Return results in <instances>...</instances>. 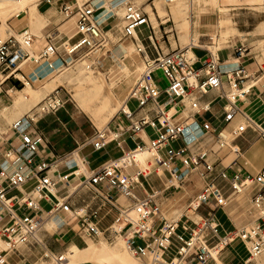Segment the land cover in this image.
I'll list each match as a JSON object with an SVG mask.
<instances>
[{"label":"built area","instance_id":"1","mask_svg":"<svg viewBox=\"0 0 264 264\" xmlns=\"http://www.w3.org/2000/svg\"><path fill=\"white\" fill-rule=\"evenodd\" d=\"M173 1L166 0L168 4ZM113 3L123 8L121 39L134 43L142 70L118 111L127 125L113 133L106 128L95 129L93 136L82 144L100 151L111 140L121 149L124 139H132L146 128L151 136L146 141L139 139L130 150H121L119 158L107 161L87 176L78 166L77 149L48 162L39 156L43 139L34 124L42 115L63 108L65 101L58 88L12 123L9 131L13 137L5 138L0 133V243L6 244L5 249L0 247V264H7V256L28 245L39 247L41 259L48 264H68L64 255L50 251L38 234L53 236L72 219L80 237H102L107 242L121 237L127 252L137 259H146L147 264H186L190 259L206 264L236 240L246 247L250 258L258 257L264 251V164L253 174L235 166L243 154L236 140L245 132L250 131L264 142V117L255 120L243 109L252 91L246 90L243 83L249 78L252 87L261 84L264 60L249 75L238 61L248 55L247 47L242 43L231 46L229 57L235 62L220 59L219 53L226 50L214 47V36L209 37L208 48L188 44L162 53L152 46L155 55L150 57L133 36L139 28L148 27L147 13L127 0ZM98 10L92 2L83 3L75 11L64 7L67 18L77 16L73 35L76 40L67 52L64 50L70 63L49 37L37 55L29 52L34 36L25 29L0 37V97L16 91L14 84L4 89L10 81L20 82L23 87L29 84L27 79L26 83L20 80L21 66L26 62L43 64L47 71H60L64 65L85 58L87 67L96 66L98 59L94 55L103 56L111 51V42L97 19ZM166 23L172 24L168 17ZM194 49L203 51V56L196 58ZM261 87L258 101L264 111V85ZM211 91L217 92L215 100L223 101V105L220 116L211 114L205 118L214 100L205 104L201 100ZM130 102L134 103L132 109L128 107ZM187 107L190 113L180 117ZM139 112L142 115L135 119ZM235 120L238 122L231 133L236 147H232L224 141L222 132ZM212 121L218 124L213 125ZM174 144L178 147L174 148ZM143 150L152 154L151 171L130 162L134 153ZM226 150L235 157L223 164ZM150 164L147 161V166ZM59 165L63 169L60 173L56 170ZM190 170L198 171L201 189L179 219L167 221L160 215L159 199L175 189L174 182L180 183ZM150 176H164L161 190L151 189L138 196ZM246 186L253 187L250 204L256 216L248 227L221 233L216 212L223 210L230 197ZM42 202L48 205L47 209L41 207ZM109 217V223L100 228ZM48 221L56 223L55 231L44 228ZM171 248L175 254L167 258Z\"/></svg>","mask_w":264,"mask_h":264},{"label":"crops","instance_id":"2","mask_svg":"<svg viewBox=\"0 0 264 264\" xmlns=\"http://www.w3.org/2000/svg\"><path fill=\"white\" fill-rule=\"evenodd\" d=\"M100 1H102V0H98L95 2H100ZM111 1L113 3L115 0H110L109 2H111ZM127 1L131 2V0H127ZM135 1L138 2L139 4H142V6H143V2L145 0H135ZM146 2H149V0H147ZM215 2L218 6H226V7L230 6L228 0H215ZM69 3H72V2L70 0H40L37 3V6H36L37 11L43 16V20H44V24L39 28L38 32L41 35V37L43 38L44 43H43V45H41V43H38L37 47H33L34 41H36V39L34 37L33 43L29 49V52L31 54L37 55L40 52V50L47 44L46 37L51 38V40L53 42L54 40H53V37H51V36L53 35L54 32H57V36L59 37L58 42H54V43L56 44V46H58V52L60 53V55L62 54V52H61L62 48L59 45V43H61V40H65L63 42L62 46L64 44L70 45L76 40V38L73 37V35H74V21L76 20L77 16L74 14V15H71L69 18H67L65 16L64 11H63L64 7H69L70 10H72V11L76 10V8H77L76 3L75 4L73 3L75 8H71L68 5ZM93 4H96V3H93ZM142 6H140L139 8H141L146 13H147L146 7H149L151 13H153L152 16L154 18V21L157 23H156V27H154L152 24V21L150 20V17L148 16V18H149L148 27H142V28H139L137 31H135V34H134L135 43L144 47L146 54L150 57L155 55V52H154L152 46H154L156 49L160 50V52H162V53H166L172 49L180 47L178 44V40L177 39L175 40V38H174V34L171 35L172 39H173V43H174L172 46V43L170 41V35H168V32L172 31L171 26H170L171 29L167 32L165 31V28H164V26L168 24V23L164 24V21H165L164 19H166V17H168L170 19V21L172 22V24H171L172 26L174 23L173 19H172V15L169 11V8L167 7V9H165L166 13L164 16L159 17L156 7H151V6L145 5L143 8ZM153 10H155V12ZM201 14H203V13H201ZM204 17H208V16H206V15L200 16L199 15L198 22L201 21V18H204ZM161 19L164 21H161ZM205 26L208 27V26H213V25H210L209 23H207ZM47 27H50L52 30H55V31L51 32V34H49L47 36H44L45 35L44 30ZM161 29H163V32H161ZM20 31H18V32H20ZM158 32L160 33L159 36H157ZM179 40H180V44H184L183 40H182V35H180ZM114 46L112 44H110V47L113 48ZM230 51H231L230 49L223 51V52H225V57L223 59L229 58V60L231 62L232 61L234 62V60H232V58L229 57ZM192 53L194 54V56L196 58H201L204 54L203 51L197 50V49H194V51ZM238 61L241 62L242 59H240ZM244 62H246V61H244ZM55 63H56V61H55ZM195 67L199 68V64H196ZM27 68H30L32 70V72L30 74L26 75L24 72V69H27ZM45 72H47V70L43 64L38 66L36 64L26 62L25 64H23L21 66V73H22L23 77L22 78L19 77V78L22 82H25L26 79L29 80V86H30V85H33L34 83L40 81V79L42 78V76ZM58 72H60V71H58ZM11 82H12L11 84H14L16 87H19L21 84L20 82H17V81H11ZM250 83H252V85H253L252 80H250L248 78L245 80L243 85L248 86ZM261 85H264V79L261 80V84H257L255 87L251 86L252 91H251V94L249 96V102L246 105H243L244 111L247 112L250 115V117H252L253 119L258 120V121L262 120L264 117V111L260 107L259 101H258V94L262 89ZM225 88H226V91H228L226 86H225ZM23 89H24V87L21 90H23ZM21 90H16V91H21ZM40 95H42V94H40ZM25 97H26V101L30 105L32 100H30V98H27L26 95H25ZM216 97H217V92L211 91L206 96H204L203 99L201 100L202 104H205L207 102L214 100L213 104L211 105L210 114L209 113L205 114L204 115L205 118H210L211 114H213L215 116H220L221 106L223 105V101L215 100ZM27 111H29V108ZM59 111H61V110H59ZM26 112L24 111L20 116L13 114L10 116L11 117L10 120L14 121V118L16 120V119L20 118L21 116H23V114H25ZM57 113L50 114V115H54L55 118L52 121L47 122L43 126V128H38V124L41 123L43 120H45L50 115L41 118L40 120H38L34 124V128H35L36 132H38L42 136V139H43L42 144L39 146V151H38L39 156L46 159L48 162L53 161L55 158L58 159L64 155H66L67 153L77 149L78 150L77 156L79 159L78 160V166L80 167V170L82 171L83 175L87 176L90 171L96 170L97 168H99L103 164H105L107 161L119 158L121 156V153H122L121 150H123V151L130 150L134 146L133 145L132 147H129L126 144L127 140H129V138L124 139V142L121 145V149H119L115 145V143L110 140L103 150L95 151L92 149V147L89 144H85V145L82 144L83 141L89 140L93 136L95 130H93V129L90 130L89 127H87L88 129L86 132L84 122L78 121L74 117V115L66 113L63 115V117L60 118L59 116H57ZM189 113H190V110L187 107L183 110L180 117H185ZM141 115H142V112L135 114V119H138ZM13 121H10V122L5 121V120L2 121L3 124L6 125L7 129L5 130V132L0 131V133L4 134L5 138H10V137H13V135H14V134H12L11 131H9L10 125ZM237 122H238V120H235L232 123L228 124L226 129L223 131V135L229 134V132H230L229 129H231L232 127L234 128V126L236 125ZM218 123H219V120H218ZM218 123L215 121H212L213 125H217ZM126 125L127 124L122 121L121 116L118 113H116L109 120V122L106 124L105 128L108 130V132L113 133L115 131L122 130ZM150 136H151V133L147 134L146 129H144V131L142 133L135 135L132 138V140L134 141V144H135V142H138L139 139L146 141L147 139L150 138ZM254 137L255 138L253 139V141H251L249 143V145H247L246 147L239 146L237 143V140H236V145L243 151V154H242V158L238 160V164H236L235 168L243 170L245 172L247 171L251 174L256 173V172H254V168L261 164V158L260 159L258 157L253 158V155H254L253 150L260 146L259 145V139H257L255 135H254ZM234 144H235L234 142L231 143L232 147H235ZM108 147H110V149H112V151L118 152V154L116 156H112L110 154L109 149H107ZM143 153H145V152L135 153L133 155L132 159H130V162L135 164L137 167H139L141 169L148 167L149 171H151L152 166H153L152 154L150 153V154L143 155V156L139 155V154H143ZM230 154H231V156H228V157H226V155H225V157L223 159V164L224 163L226 164V163L230 162L232 159H234L235 155L232 152ZM220 155L222 156V155H224V153L221 152ZM147 161H151V164L149 166H147ZM56 170L59 173L63 171V169L60 165L58 166V168ZM52 175L55 176V174H52ZM151 178H153V177L147 178V180H146L147 186H145L144 191H138V196H140V197L143 196L145 193H148L151 189L152 190H161L162 185H163L164 176H162V178H157V177L153 178V179H155V183L150 182ZM58 189L59 190L61 189L60 185H59ZM245 191L246 190H244L243 192H240L241 197L243 199L245 197L243 194ZM77 203H79V201ZM162 209L167 213V215L173 216V217L176 216L178 214V208L176 207V197L168 199L167 201H165L162 204ZM215 216H216L218 223L220 224V232L221 233H226V232H229V231L233 230L234 228H236L232 225L231 226L229 225V223H231V220L229 219L228 215L225 213L224 209L217 211ZM179 217L176 219H179ZM65 219H67V218H65ZM164 219H166V218H164ZM110 220H111V217L104 220V222L102 223L101 226L107 225ZM238 220H239V218H238ZM47 223H49V222H47ZM73 223H74V220L72 219V220H70V223H68V226H66V228H68L67 231L69 232L68 233L69 237L66 239L61 235V231L63 229H60L61 231L59 230L60 232L58 231L53 236H51L49 234H45L43 232H40L38 234V238L40 240H42L45 243L46 247L50 251H52L53 253L64 255L66 248H67V245H69L70 243L74 244L77 247H82L85 245V241H84L85 238L80 237L76 233V228L73 226ZM45 225H44V227H45ZM55 225H56V223H55ZM100 238L104 239L102 237H99V238L90 239V240H97ZM74 239L81 240V244L80 245L76 244L74 242ZM87 239H89V238H87ZM22 247L26 248L27 254H24L20 251L22 249ZM174 254H175V249L171 248L167 258H172L174 256ZM253 259L254 258H250V256L248 255L246 247L241 242L236 240V241L230 243L218 256H215L212 260H209L206 264H264V251L258 257H256L254 260ZM6 261H7V264H38L41 262L43 264H48V262L43 261L41 259V249L39 247L33 246V245L19 247L17 250V253L10 255V256H7ZM76 264H94V263L87 261V262H80V263H76ZM186 264H199V263L194 259H190V260H188V262Z\"/></svg>","mask_w":264,"mask_h":264},{"label":"rangeland","instance_id":"3","mask_svg":"<svg viewBox=\"0 0 264 264\" xmlns=\"http://www.w3.org/2000/svg\"><path fill=\"white\" fill-rule=\"evenodd\" d=\"M40 0H38L34 5H35V11H37V3ZM72 3H69L68 5L71 8H75L74 4L76 3V6L79 7L81 4H83L84 2H93L96 3L99 10L96 12L97 15V19L99 20V23L102 27L103 32L107 35L109 41L111 42V44L114 46L116 44H125V45H134V43L132 44L131 41L129 40H123L121 39V22H120V18H121V9L120 12L118 14H115L113 11H109V9L107 8L108 6V2L110 0H102L100 2H95V0H70ZM147 0H145L143 2V6L142 4H139L138 2H136L135 0H131L132 4H134L137 7L142 6L144 8L145 5L151 6V7H155L156 3H159L160 5H162V10H163V14L160 15V13L158 12L159 17H162L165 15L166 11L165 9H167V7L169 8V11L172 15V12L170 10V6L169 4H166L165 1L163 0H159V1H155V0H149V2H146ZM74 3V4H73ZM151 4V5H150ZM202 9H204V11L206 13L200 14V16L202 15H206L208 17H204L201 18V21H199V24H201L198 28H195L194 31H196L198 33V38H197V42L199 46L203 47V48H208L210 45V41H209V37H215L214 41H215V48H219V49H231V46L234 44H238V43H242L244 44L245 47H247V53L248 55L245 58H242V63L243 65L246 67L247 70V74L252 75L253 72H255V70L257 69V65L262 63L264 60V57H261V48L264 47V27L260 28L259 24L261 21H264V10L258 9V6H241L240 8H242V10L238 11V12H234L236 14L231 15L230 18H232V23H231V27L232 32L231 35L230 33L228 34H220L219 30L215 27H206L205 25L207 23H209L210 25H216L217 23V18H219L218 15V11H217V4L215 3V7L212 8V12L209 13L210 11V7L207 5H202L201 6ZM105 10V11H104ZM145 10V9H144ZM146 11V10H145ZM155 12V10H153ZM215 11V12H214ZM39 13V12H38ZM59 13V12H58ZM168 13V12H167ZM217 13V14H216ZM40 14V13H39ZM115 14V15H114ZM148 16L151 17L152 15H150L149 12H147ZM41 15V14H40ZM42 16V15H41ZM26 16H18V17H12L10 19H8L5 23H2L0 21V33H2L0 35L1 38L6 37L9 34H16L18 31L26 29L28 30L32 35H34L36 41H34V45L37 44V41H39L38 39H43L41 37V35H37L35 34L29 27V22L27 20V18H25ZM43 17V16H42ZM63 17V16H62ZM172 19H173V15H172ZM165 20V19H164ZM161 19V21H164ZM174 22V19H173ZM175 23V22H174ZM173 23V26L171 24H167L164 26L165 31H169L172 28L171 32H168V35H170V41L172 43L173 46V39H172V34H174V38L175 40H178V44L180 47H184L186 45H188V42H185L184 44H180V35H185V31L180 29L177 24ZM171 26V28H170ZM2 31V32H1ZM55 30H52L50 27H47L44 30L45 35L47 36L49 34H51V32H54ZM220 31H225V28H221ZM161 32H163V29H161ZM55 33V34H54ZM53 35L51 37H53V42H58V36H57V32H54ZM193 33V32H192ZM159 32L157 34V36H159ZM241 36V37H240ZM224 38V39H223ZM219 39V40H218ZM224 40V42H223ZM65 40H61V43H59L60 47L62 48V57L63 59L70 63V57L64 53V47L66 46V44H63ZM44 41L42 40L41 45H43ZM224 43V46H222L221 44ZM227 43V44H226ZM33 45V46H34ZM135 47V45H134ZM112 48V47H110ZM114 48V47H113ZM112 48V49H113ZM226 48V49H225ZM102 54H95L94 56L98 59L97 61V65L89 68V70H91V73L93 75H97V74H101L103 75L105 81L109 82H113L114 86H117L118 84H120L123 79H124V71L121 69V65L119 62L115 61L112 57H111V51L108 54H105L103 56H101ZM225 57V52L221 51L219 53V58L223 59ZM134 59L136 63L140 64V59L136 54V51H134ZM89 60V59H88ZM86 58L82 59L80 61H75L73 64L67 66L64 65V68H61L60 73H62L63 70L65 69H73L74 67H78V65L80 63L86 62ZM246 61V62H244ZM235 62V61H234ZM141 65V64H140ZM76 67V68H77ZM25 74H30L32 72V70L30 68L24 69ZM56 72V70H54V73ZM54 73L52 75H54ZM46 73L43 74L42 78L40 79V81L34 83L33 85H30L32 89H38L39 86L42 85V83L44 82V80L46 78H44ZM264 79V77H262V80ZM263 82V81H262ZM11 81L10 84H5L4 89H7L9 85H11ZM134 83H132L131 85L127 86L124 91L121 93V98H125L129 91V89L133 86ZM249 86H252V84H249ZM23 88V86L20 84L19 87H16V90H21ZM56 88H58L60 90V94L62 95L63 100L65 101V104L63 105V108L60 109L61 111H57L55 113H57V116H59L60 118L63 117L64 114L68 113V114H72L74 115V117L78 120V121H82L85 124V131L87 132V127H89L90 130H95V129H105L104 125H98L96 124L97 122V116L94 117L92 116L93 114L90 112H83L80 111L74 101L71 99L70 95V90L71 89H67L68 86L66 85H60L57 86ZM56 88H52L51 90H49L47 93H44L42 95L39 96H35V94L30 93V92H26V96L27 98H30V100H32L31 104L27 107L26 111L29 110L37 103L39 102L42 98L45 97V95L49 94L52 90L56 89ZM245 88L247 90L250 89V87H248L247 85L245 86ZM15 90L13 91L12 94H10V96H1L0 97V131L5 132V130L7 129L6 125L3 124L2 119L4 117V115L9 111L8 108H10V105L12 101L15 100L16 94L14 93ZM69 92V93H68ZM3 95V94H2ZM7 107V110L4 111V108ZM128 107L129 109H132L134 107V103L130 102L128 103ZM25 111V112H26ZM118 113V112H117ZM89 114V115H88ZM92 114V115H91ZM50 115V114H48ZM48 115H42L38 120H40L41 118L48 116ZM55 118L54 115H50L49 117H47L45 120H43L41 123L38 124V128H43V126L47 123L52 121ZM8 126V125H7ZM233 127L230 130V133L232 132ZM146 133L150 134L151 131L150 129L146 128ZM226 138H229L231 136L229 134L225 135ZM254 134H252L250 131L245 132L241 137H239L237 139V143L239 146L241 147H246L247 145H249V143L251 141H253L254 139ZM228 139V140H229ZM208 140L213 143V139L212 138H208ZM84 142V141H83ZM259 143L264 144L263 141L259 140ZM126 144L129 147H132L134 145V141L132 139L127 140ZM235 145V144H234ZM178 145L174 144V148H177ZM236 147V145H235ZM238 148V147H237ZM107 149H109L110 154L112 156H116L118 154V152L116 151H112V149H110V147H108ZM149 152V151H148ZM226 157L231 156V152L226 150ZM150 154V152H149ZM231 158V157H230ZM264 162H261L260 165L256 166L254 168V172H257L261 166L263 165ZM225 164V163H224ZM155 178V176H150ZM149 177V178H150ZM193 177V178H192ZM151 178L150 182L151 183H155V179ZM163 183H165V180L163 179ZM175 184V189L170 190L169 192H167L166 194H164L162 197H160V203H159V210H160V214L166 218L168 221H172L175 220L176 218H178L180 215L184 214L185 211V207L187 205V203L198 193V191L201 189L202 186V180L199 176V173L197 170H190L188 171V174L184 177V179L180 182H174ZM253 192V187H250L248 189H246V191L243 193L244 194V199L241 197V194L238 193L232 197H230L228 204L225 206L224 211L225 213L228 215L229 219L231 220V223H229V225L234 226L236 228H244V227H248L253 218L256 216L255 211L253 210L251 204H250V195ZM250 193V194H249ZM176 197V207L178 208V214L176 216H169L167 215V213L162 209V204L167 201L168 199L174 198ZM243 199V200H242ZM41 207L43 209H47L48 205L45 204L44 202H42ZM239 218V220H238ZM100 226V228L104 227ZM56 229V227L54 228ZM54 229L50 230V232H53ZM63 230L61 231V235L66 239L69 237V232L67 231L68 228L64 227L62 228ZM59 231V232H60ZM117 238L113 241V242H107L104 239H97V240H90L85 238V245L82 247H85L86 245L88 246H92L95 248H99L100 247V243L101 242H105L107 243V245L109 246H114L115 242H116ZM74 242L78 245L81 244V240L79 239H74ZM123 243V240H122ZM95 245V246H93ZM68 246V245H67ZM118 247V251L123 252L125 251L124 248V243ZM81 248V247H79ZM22 253L27 254L26 253V248L22 247V249L20 250ZM65 257V255H64ZM129 258L136 264H147V260L146 259H137L133 256H129ZM255 259V258H254ZM253 259V260H254ZM12 261V260H11ZM38 264H43L38 263Z\"/></svg>","mask_w":264,"mask_h":264},{"label":"bare ground","instance_id":"4","mask_svg":"<svg viewBox=\"0 0 264 264\" xmlns=\"http://www.w3.org/2000/svg\"><path fill=\"white\" fill-rule=\"evenodd\" d=\"M37 1L38 0H0V21L2 23H5L8 19L12 17H18L24 15L26 16L25 18H27L29 22L28 25L30 29L35 34L40 35L38 30L44 24V20L43 17L38 12L35 11L34 4ZM155 1H159V0H155ZM163 1H165V3L168 4L166 0ZM228 1L230 4L229 7L217 5V11L219 15V18H217L218 20L216 22L217 24L213 26H208V27L217 28L220 34L230 33L231 35L233 29L232 27L234 26L231 27L232 18H230V16L236 14L234 12H238L242 10V8H240L241 6H251V7L258 6V9L264 10V0H228ZM215 3H216L215 0H174L172 3H169L174 22L177 24V26L180 29L185 31L184 32L185 35H182L183 43L188 42V44H193L194 46H198L197 38L199 35L196 31H194V29L198 28L201 25L198 22L199 15L201 13H206L204 9L201 8V6L202 5L209 6L210 7L209 13H211L212 8L215 7ZM155 7L157 11L160 13V15H162L163 14L162 5L156 3ZM107 8L109 9L110 12L113 11L115 14H118L120 12V9H121V14L123 12L122 6L112 3V1L108 3ZM146 10L147 12L150 13V15L153 14L151 13L149 7H146ZM151 21L153 26L156 27L157 22L154 21L153 16L151 17ZM258 24L260 28L264 27V21H261ZM222 27L225 28V31L221 32L220 29ZM1 34L2 33H0V35ZM38 40L39 41H37V44L41 43L43 39L42 40L38 39ZM37 44L34 45L33 47H37L38 46ZM221 45L224 46V43H222ZM69 48L70 46L66 44L64 50L67 52ZM134 51H135L134 45L132 46L130 44L128 45L116 44L114 48L111 49V57L115 61L120 63L121 69L124 71L123 74L125 75L123 81L117 86H114L113 82L111 81L106 82L103 75L101 74L93 75L85 62L80 63L78 67L76 66L77 68L74 67L73 69H65L60 74L58 71L54 73V70L45 72L46 74L44 75L45 76L44 78L46 79L44 80L42 85L38 87V89L36 90L32 89L29 86V84H25L23 90L14 92L16 94L15 100L12 101L10 105H8L10 106V108H8L9 111L4 115L2 121L3 120L9 122L13 121L10 120L11 115L16 114L17 116H20L24 111H26L27 107L29 106L25 97V95L27 94L26 92H30L35 94V96H39L40 94L48 92L52 88H56L57 86L60 85H66L68 86L67 89H71L69 91L70 92L69 96L74 101L76 107L80 111L90 112L93 114V115L91 114L92 116L94 115H95L94 117L97 116L98 118L96 124L104 125L106 127V124L109 122V120L124 105V101L126 97L121 98L122 97L121 93L124 91V89L127 86L131 85L132 83H135L138 75L142 70L141 65L135 62ZM261 57H264V47L261 48ZM53 73L54 75H52ZM224 85L228 89L227 92H229L230 89L228 88V86L226 84ZM248 87L251 86L248 85ZM251 89L252 87L249 90ZM5 110H7V107L4 108V111ZM16 120L14 118L13 122H15ZM229 135L231 136L230 132ZM222 136L225 142H228L230 144L233 142L232 136L230 137V139L226 138V136L223 135V132H222ZM259 145L260 146L258 148H255L253 150L254 153L253 158L256 157H258L259 159L261 158V162H264V144L259 143ZM141 152H145V153L139 154L140 156L149 154V152L148 151L146 152L145 150L136 153H141ZM248 188L250 187L246 186L240 192H243ZM131 215L134 216L133 213H131ZM48 222L49 223L46 222L47 224L45 223L46 225L44 224L45 225L44 228L48 231H50L51 229L53 230L56 227L55 223L53 221H48ZM122 244L123 243L121 237H117L114 246H109L107 245V243L101 242L99 248H95L88 245L79 248L74 244L70 243L67 246L64 255L68 264H76L87 261L92 262L94 264H136L129 258V256L131 255L127 252L126 249L123 252L118 251L117 245L121 246ZM0 247L2 249H5L6 244L3 242L0 243Z\"/></svg>","mask_w":264,"mask_h":264}]
</instances>
